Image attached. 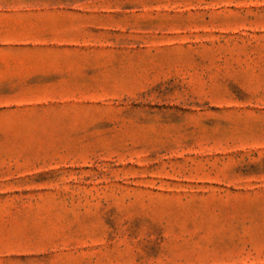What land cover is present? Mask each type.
Instances as JSON below:
<instances>
[{"label": "rangeland", "instance_id": "1", "mask_svg": "<svg viewBox=\"0 0 264 264\" xmlns=\"http://www.w3.org/2000/svg\"><path fill=\"white\" fill-rule=\"evenodd\" d=\"M0 264H264V0H0Z\"/></svg>", "mask_w": 264, "mask_h": 264}]
</instances>
